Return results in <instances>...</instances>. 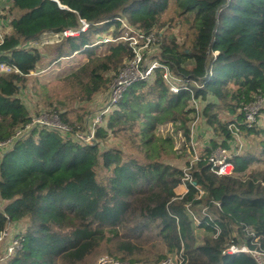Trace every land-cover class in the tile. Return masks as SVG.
<instances>
[{"label": "trees", "instance_id": "trees-1", "mask_svg": "<svg viewBox=\"0 0 264 264\" xmlns=\"http://www.w3.org/2000/svg\"><path fill=\"white\" fill-rule=\"evenodd\" d=\"M59 1L70 10L53 0H8L1 8L11 29L0 45V61L20 72L0 75V141L31 122L19 94L45 59L46 68L74 54L87 57L65 79L75 100L88 101L109 89L113 76L134 57L122 40L97 42L121 35L116 17L145 32L156 30L162 62L188 87L172 92L158 68L150 80L125 91L97 125L94 142L34 126L3 148L0 199L6 204L0 232L13 222L21 228L15 234L19 247L0 264H94L101 253L130 264H157L181 249L185 264H256L246 253L225 250L255 239L264 248V170L252 168L264 156V141L258 155L254 144L244 148L233 131L251 142L264 134L244 114L245 106L264 95V0ZM82 20L88 23L84 31ZM167 23L179 24L181 39L159 32ZM66 30L79 32L65 36ZM46 33L60 36L56 43L38 45ZM193 99L201 105L199 114ZM60 105L54 110L61 121L83 131L82 114L74 118L67 102ZM198 115L213 135L192 163L186 144ZM167 124L182 133L181 151L173 135L162 134ZM110 136L122 145L104 144ZM218 147L234 149L233 175L212 170L209 156ZM177 160H186L185 167ZM185 169L192 182L184 181ZM184 183L188 192L178 194ZM199 189L205 192L201 199ZM186 205L200 217L196 226L210 234L201 243ZM199 206L208 213L201 215Z\"/></svg>", "mask_w": 264, "mask_h": 264}, {"label": "built area", "instance_id": "built-area-1", "mask_svg": "<svg viewBox=\"0 0 264 264\" xmlns=\"http://www.w3.org/2000/svg\"><path fill=\"white\" fill-rule=\"evenodd\" d=\"M3 11L0 8V45L5 42V37L9 33L11 27L9 22L2 17ZM117 20H120L121 25V35L118 37H110V36H102L97 41L101 42H117L124 41L129 45L132 49L134 57L131 60H127L124 65L119 69V71L114 75L113 80L108 89V99L107 103L101 108V111L92 119L90 123V127L86 133H82L80 131L74 132L71 127L64 124L59 117L52 115H40L38 117H33L31 122L27 125L26 129H18L12 137L7 141H0V151L9 146L14 139L23 135L27 129H30L34 126H47L50 128H55L60 130L63 135L67 137H73L79 141H83L86 143H92L95 140V129L97 125L104 123V118L107 116L115 105L118 103L120 98L123 96L125 91L132 86L133 84L139 81H148L151 79L155 70L160 68L163 70V78L166 83L169 85L170 90L174 93L179 92L182 89H187L188 86L183 84L182 78L175 74L170 66L162 62L160 58V46L159 39L157 37L156 30L145 32L138 28L132 26L125 18L116 17ZM88 27V23L82 20L81 30L84 31ZM79 31L66 30L63 32L65 36L76 35ZM55 36H60L59 34H54ZM96 42V43H97ZM155 50L156 53H153ZM12 72H20L19 69L11 64H8L5 61H0V75L8 74ZM264 96V95H263ZM263 96H259V98L250 105L244 107V114L246 117L247 123H255L258 122V114L259 111L264 107L263 100L261 98ZM192 105L197 109V113L199 114V105L200 103L193 99ZM199 115L197 116V118ZM196 118V119H197ZM196 121V120H195ZM194 122V121H193ZM191 123V125L193 124ZM190 125V127H191ZM233 129V125L230 126ZM193 128V127H192ZM235 136L238 140L237 131L234 130ZM190 143V147L194 151V158L191 160L194 161L199 159V156L196 152V147L193 142V138ZM241 144V143H240ZM242 146V145H240ZM234 149L218 147L209 156V162L211 163L212 170L218 175H233L234 174V164L229 160L233 154ZM237 151V150H236ZM239 151V150H238ZM184 181L192 182V178L189 174L188 169H185V177ZM185 189L180 194H185L188 192V187L186 183L183 184ZM205 192L203 189H199L197 194V199L203 198ZM219 206L218 203H216ZM186 210L189 216L195 223L200 222V217L194 213V211L190 208L189 205H186ZM199 213L201 215H205L208 213V209L206 206H199ZM9 226H7L3 231L0 232V242L3 241L4 238H7L10 235ZM245 231L247 234L253 235V231L246 227ZM220 230H218V233ZM217 233V234H218ZM237 236V233H235ZM12 240L8 246V251L4 255L0 256V261L5 259L8 255L12 254L19 247V240L12 236ZM228 254H240L246 253L250 255L256 264H264V248L261 244L255 239L252 242V245H248L245 242L232 243L225 250ZM187 261V256L183 249L167 254L159 263L157 264H185ZM96 264H130L127 261H122L116 257L109 256L107 254L101 255L97 259Z\"/></svg>", "mask_w": 264, "mask_h": 264}, {"label": "rangeland", "instance_id": "rangeland-1", "mask_svg": "<svg viewBox=\"0 0 264 264\" xmlns=\"http://www.w3.org/2000/svg\"><path fill=\"white\" fill-rule=\"evenodd\" d=\"M7 1L8 0H2L0 2V8L6 6L5 2ZM171 13H172L171 11H168L164 16V19L166 20L169 19ZM176 25L171 26L170 23H167L163 28L159 29V32H166L171 34L173 33L174 35L177 36L178 39H181V33L179 32L180 27L178 26L179 24ZM57 39H59L58 36H55L54 34H50V33L42 34L41 37L39 38L38 45L43 46L46 44L56 43ZM153 53H156L155 50L153 51ZM47 61L48 59L43 60L38 70L36 72L31 73L25 88L21 89L22 91L20 92L19 96L25 102L32 117H38L40 115H46V114H48L49 116L52 115L59 117L58 113L55 112L54 107L58 104V102L59 105L60 103L67 102L70 107L68 108L70 109L69 113L71 114L72 117L76 118L77 113L82 114L81 122L84 123V126H86V128L80 132L86 133L90 127L89 125L92 119L101 111V108L107 103L108 89L97 93L91 100L88 101L75 100L74 90L71 87L70 82L65 79L68 75H70L73 71H75L81 64H84L87 61V57L83 54H74L70 58L61 60L60 64L57 66L52 65L45 68L43 63ZM109 75L112 76L113 73H109ZM43 86L47 87L46 91L43 89ZM261 100H263V106H264V96L261 98ZM49 101H52L51 103L53 105H48L47 103ZM199 109L201 110V105H199ZM195 120L191 125L190 138H193V142L196 147V152L197 155L199 156L200 152L202 151L204 146L209 142L210 137L213 134L212 131L207 127L204 119L200 115ZM257 124L259 127L264 128V107L259 111ZM161 132L164 135H166L167 133L173 135L175 138V149L177 151H181L179 149H181L182 146L184 145L183 144L184 138L181 132L176 134L174 132V127L172 124H167L163 126ZM238 140L239 143L243 144L244 148H247L249 147V145L254 144L257 149V154L260 155V153H262V144H260V141L261 140L264 141V134L259 135L258 137H256V140L252 142L249 140L247 141L245 138L243 139V137L239 135H238ZM121 143L122 142L120 139L114 136H110L104 144L122 145ZM190 143L189 146L188 144H186L187 153L189 155V158L193 159L195 153L193 149L190 147ZM125 152L128 153L127 149ZM261 159L262 160H259L252 165V168L254 170H264V156ZM184 161L181 162L177 160L175 161V163L180 167H185ZM98 172L100 176L103 175L104 173V171L101 169H99ZM184 189L185 186L181 185L177 189V193L180 194L182 191H184ZM5 204L6 202L0 199V209H3ZM198 208L199 207H197V209ZM196 225L198 224L194 222V227H195L194 234L197 239V243H201L204 240V238L210 234L207 232L205 228H200L197 227ZM8 226L10 228L9 229L10 235L7 238H4L3 241L0 242V256L7 253L8 246L13 238L12 236H15L17 231L21 228V226L18 223H14V222L10 223ZM101 255H105V253H101L97 255L96 258L94 259L93 262L94 264L97 263V259Z\"/></svg>", "mask_w": 264, "mask_h": 264}, {"label": "water", "instance_id": "water-1", "mask_svg": "<svg viewBox=\"0 0 264 264\" xmlns=\"http://www.w3.org/2000/svg\"><path fill=\"white\" fill-rule=\"evenodd\" d=\"M53 1H56L60 8L70 10L67 6L62 5L59 0H53Z\"/></svg>", "mask_w": 264, "mask_h": 264}, {"label": "crops", "instance_id": "crops-1", "mask_svg": "<svg viewBox=\"0 0 264 264\" xmlns=\"http://www.w3.org/2000/svg\"><path fill=\"white\" fill-rule=\"evenodd\" d=\"M182 192H183V191H182ZM182 192H181V193H182Z\"/></svg>", "mask_w": 264, "mask_h": 264}]
</instances>
